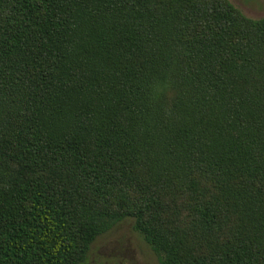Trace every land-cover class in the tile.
Listing matches in <instances>:
<instances>
[{
    "label": "trees",
    "instance_id": "obj_1",
    "mask_svg": "<svg viewBox=\"0 0 264 264\" xmlns=\"http://www.w3.org/2000/svg\"><path fill=\"white\" fill-rule=\"evenodd\" d=\"M125 218L159 264H264V17L0 0V264H83Z\"/></svg>",
    "mask_w": 264,
    "mask_h": 264
},
{
    "label": "rangeland",
    "instance_id": "obj_2",
    "mask_svg": "<svg viewBox=\"0 0 264 264\" xmlns=\"http://www.w3.org/2000/svg\"><path fill=\"white\" fill-rule=\"evenodd\" d=\"M246 17H264V0H229ZM83 264H159L142 236L125 218L99 235L91 244Z\"/></svg>",
    "mask_w": 264,
    "mask_h": 264
}]
</instances>
